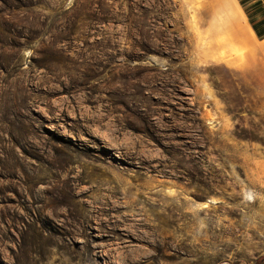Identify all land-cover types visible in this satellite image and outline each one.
<instances>
[{
    "label": "rangeland",
    "instance_id": "rangeland-1",
    "mask_svg": "<svg viewBox=\"0 0 264 264\" xmlns=\"http://www.w3.org/2000/svg\"><path fill=\"white\" fill-rule=\"evenodd\" d=\"M225 263L264 264V0H0V264Z\"/></svg>",
    "mask_w": 264,
    "mask_h": 264
},
{
    "label": "bare ground",
    "instance_id": "bare-ground-1",
    "mask_svg": "<svg viewBox=\"0 0 264 264\" xmlns=\"http://www.w3.org/2000/svg\"><path fill=\"white\" fill-rule=\"evenodd\" d=\"M208 202H209V201H208ZM208 202H207V203H208ZM211 202H212V203H214V202L216 203V202H217V200H216V201H211ZM211 202H210V203H211ZM217 203H218V202H217ZM207 205H208V204H207ZM205 206H206V204H205Z\"/></svg>",
    "mask_w": 264,
    "mask_h": 264
},
{
    "label": "water",
    "instance_id": "water-1",
    "mask_svg": "<svg viewBox=\"0 0 264 264\" xmlns=\"http://www.w3.org/2000/svg\"><path fill=\"white\" fill-rule=\"evenodd\" d=\"M225 264H227V263H225Z\"/></svg>",
    "mask_w": 264,
    "mask_h": 264
}]
</instances>
